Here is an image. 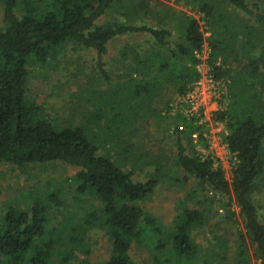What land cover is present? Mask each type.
I'll list each match as a JSON object with an SVG mask.
<instances>
[{
    "label": "trees",
    "instance_id": "trees-1",
    "mask_svg": "<svg viewBox=\"0 0 264 264\" xmlns=\"http://www.w3.org/2000/svg\"><path fill=\"white\" fill-rule=\"evenodd\" d=\"M189 1L203 14V24L150 0H0V164L75 167L73 183L65 186L75 203L83 197L98 203L82 217L76 209L61 212L60 226L52 225V217L67 203L64 186H44L28 205H8L0 213V264H136L130 254L134 243L151 244L159 264L193 261L201 253L194 232L205 225L203 209L184 205L170 225L164 224L142 203L160 178L136 180L131 170L100 152L85 124H56L28 98L29 67L47 64L67 42L96 51L115 120L124 116L121 107L136 115L149 111L168 85L166 108L185 97L202 76L199 54L208 46L209 72L227 87L214 120L226 130L232 179L211 151L196 147L198 133V142L209 149L203 110L174 119L175 162L184 180L195 179L229 197L226 209L232 216L237 213L231 205L238 207L257 264H264V218L256 198L257 180L264 174V0ZM132 33H145L152 42L141 49L125 44L123 54L130 60L113 79L104 62L109 45ZM99 92L104 93L102 87ZM92 228L110 237L106 260L79 259V250L89 252L85 239ZM244 258L236 264H244Z\"/></svg>",
    "mask_w": 264,
    "mask_h": 264
},
{
    "label": "rangeland",
    "instance_id": "rangeland-1",
    "mask_svg": "<svg viewBox=\"0 0 264 264\" xmlns=\"http://www.w3.org/2000/svg\"><path fill=\"white\" fill-rule=\"evenodd\" d=\"M150 1L155 7H163L164 4L185 11L199 19L201 24L204 23L203 14L193 9L189 0ZM110 16L113 15L109 14ZM151 42L145 33H132L113 39L104 59L106 69L113 79H116L130 60L123 54L125 44L138 45L141 49ZM209 51L206 46L201 53L204 60L200 65L203 74L209 71L207 63ZM97 62L95 50L67 42L51 55L47 64H33L29 67L28 98L42 105L48 118L56 124L72 126L85 124L87 132L92 135L100 152L111 156L126 170H131L136 180L146 181L152 176L160 178L161 182L155 192L142 203L164 224L170 225L178 210L184 205L205 211V225L198 227L194 232L201 246V253L195 260L182 261L179 264L200 263L201 260L204 264H236L244 257V264H257L258 254L247 235L242 218L238 215V207L235 204L231 205V211L237 213L236 216H232L226 209L229 197L199 184L195 179L184 180L175 162L177 147L173 136L174 119L186 113L188 107L184 101L185 97L171 102L169 104L171 108H166V101L170 99L172 93V87L168 85L159 92L160 95L155 98V103L149 111L147 109L136 115L133 111L121 107L124 116L122 120L120 118L115 120L113 106L106 102L107 95H104L109 85L100 78ZM100 87L104 93L99 92ZM226 88L223 81H218L217 97L214 100L218 102ZM211 102L205 107L206 114L201 118V122L207 124L204 136L208 140L209 149L198 142L199 136L194 137V142L199 150L206 153L211 151L219 159L225 168L227 178L231 180L233 165L227 143L224 141L226 130L222 122L214 120L215 112L221 106L219 102L218 106ZM75 173V167L61 162L0 164V213L13 202L28 205L34 194L45 189L44 186L49 185L50 190H53L55 185L69 186V183H73L72 177ZM257 182V205L264 218V174ZM62 193V199L67 203L62 204L60 211L55 212L52 225H61L63 215L61 212L67 209H76L78 216L82 217L93 209V204L97 203L91 197L80 198L78 203H75L72 192L66 187ZM85 242L89 252L79 250L77 253L80 260L98 262L110 256L112 243L102 229L89 230ZM130 254L136 264H159L156 262L157 254L151 244L134 243Z\"/></svg>",
    "mask_w": 264,
    "mask_h": 264
},
{
    "label": "built area",
    "instance_id": "built-area-1",
    "mask_svg": "<svg viewBox=\"0 0 264 264\" xmlns=\"http://www.w3.org/2000/svg\"><path fill=\"white\" fill-rule=\"evenodd\" d=\"M199 56L202 58L201 53L199 54ZM200 65L199 70L201 71ZM201 74V78L193 85L192 89L184 98V101L186 102L188 107L186 111V115H188V117H191L192 114L199 115L201 110H203V115H205V107L212 100L213 101L211 103L213 105L218 106V102L214 100L217 97V81L214 79V77L210 74L209 71L205 74H203L201 71ZM180 128L182 129L183 125H181ZM194 137L197 138L198 134L195 133Z\"/></svg>",
    "mask_w": 264,
    "mask_h": 264
}]
</instances>
